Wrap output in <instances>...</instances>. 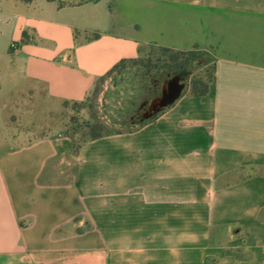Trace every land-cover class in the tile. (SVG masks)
<instances>
[{
  "label": "crops",
  "instance_id": "1",
  "mask_svg": "<svg viewBox=\"0 0 264 264\" xmlns=\"http://www.w3.org/2000/svg\"><path fill=\"white\" fill-rule=\"evenodd\" d=\"M146 45L207 92L75 153L10 132L3 101L82 102ZM0 264H264V0H0Z\"/></svg>",
  "mask_w": 264,
  "mask_h": 264
},
{
  "label": "rangeland",
  "instance_id": "2",
  "mask_svg": "<svg viewBox=\"0 0 264 264\" xmlns=\"http://www.w3.org/2000/svg\"><path fill=\"white\" fill-rule=\"evenodd\" d=\"M175 57L177 61L194 58L185 74L171 70ZM212 65L205 55H176L146 45L135 58L99 79L82 102L54 106L40 97L35 107L24 108V100L10 98L3 101L6 106L2 108V115L10 132L24 139L46 133L65 135L78 148L96 136L138 130L140 123L147 120L142 115L149 103L160 96L165 80L178 76L189 94L201 92L209 86Z\"/></svg>",
  "mask_w": 264,
  "mask_h": 264
},
{
  "label": "trees",
  "instance_id": "3",
  "mask_svg": "<svg viewBox=\"0 0 264 264\" xmlns=\"http://www.w3.org/2000/svg\"><path fill=\"white\" fill-rule=\"evenodd\" d=\"M149 46H152V45H149ZM156 47V46H154ZM160 49H162L163 51H172L170 49H167V48H162V47H158ZM174 52L176 55H185V54H188V55H191V56H196V57H200L202 55H204V53H201V52H198V51H172ZM209 59V58H208ZM194 60V58H191L190 60H187V59H183L182 61H177V57H175L173 60H172V68L171 70L172 71H175L176 73H178L179 75L181 74H185L186 73V70L188 68V66L190 65V62H192ZM128 61V60H127ZM126 61H122L120 63H118L116 66H114L105 76L107 75H110L116 68H118L119 66H121L123 63H125ZM212 71H213V66H212ZM208 90V86L204 87L203 90L199 93H193L192 95H195V96H202L204 95ZM157 115L154 114L152 115L151 117H149L146 121H144L143 123H140V127H142L143 125H145L146 123L150 122L151 120H153L155 118V116ZM139 127V128H140ZM98 138H101L100 136H96L94 137L92 140H95V139H98ZM72 142V141H71ZM79 148V147H78ZM77 147L75 148L72 144V150L73 152H77Z\"/></svg>",
  "mask_w": 264,
  "mask_h": 264
},
{
  "label": "water",
  "instance_id": "4",
  "mask_svg": "<svg viewBox=\"0 0 264 264\" xmlns=\"http://www.w3.org/2000/svg\"><path fill=\"white\" fill-rule=\"evenodd\" d=\"M181 78L178 76H175L171 79L165 80L164 85L162 87L161 94H164V91L166 89V85L168 83H176L173 91L171 94H167L165 96L156 97L154 98L147 108V111L142 115L143 119H148L152 115L160 112L163 108L167 107L168 105L172 104L181 94V91L184 87L182 83H180Z\"/></svg>",
  "mask_w": 264,
  "mask_h": 264
},
{
  "label": "flooded vegetation",
  "instance_id": "5",
  "mask_svg": "<svg viewBox=\"0 0 264 264\" xmlns=\"http://www.w3.org/2000/svg\"><path fill=\"white\" fill-rule=\"evenodd\" d=\"M175 85H177V84H176V83H168V84L166 85V89H165V91H164V94H163V95L160 94L159 97H161V96H165V95H167V94H171V92L173 91ZM147 108H148V107H147Z\"/></svg>",
  "mask_w": 264,
  "mask_h": 264
},
{
  "label": "built area",
  "instance_id": "6",
  "mask_svg": "<svg viewBox=\"0 0 264 264\" xmlns=\"http://www.w3.org/2000/svg\"><path fill=\"white\" fill-rule=\"evenodd\" d=\"M12 47H14V44H12Z\"/></svg>",
  "mask_w": 264,
  "mask_h": 264
}]
</instances>
